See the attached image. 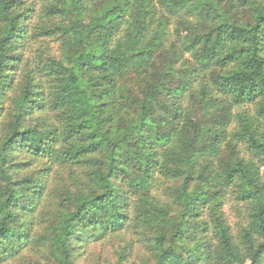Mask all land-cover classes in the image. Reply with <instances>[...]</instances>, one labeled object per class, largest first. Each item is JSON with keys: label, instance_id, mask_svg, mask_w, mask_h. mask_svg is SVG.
Listing matches in <instances>:
<instances>
[{"label": "trees", "instance_id": "trees-1", "mask_svg": "<svg viewBox=\"0 0 264 264\" xmlns=\"http://www.w3.org/2000/svg\"><path fill=\"white\" fill-rule=\"evenodd\" d=\"M0 264H264V0H0Z\"/></svg>", "mask_w": 264, "mask_h": 264}, {"label": "rangeland", "instance_id": "rangeland-1", "mask_svg": "<svg viewBox=\"0 0 264 264\" xmlns=\"http://www.w3.org/2000/svg\"><path fill=\"white\" fill-rule=\"evenodd\" d=\"M52 47L55 48V44H52ZM110 240V241H109ZM108 241L100 244V245H94L91 249L92 251V255L93 259H98L101 261L107 260V261H114L116 259V252L117 250H119V246L117 244H111V239H109ZM136 252H134V256L136 257V255L141 256L142 253H144V251L142 250V248H138L137 246H135L134 249ZM99 252H101V254H99ZM135 258H131L129 257L128 260L132 261Z\"/></svg>", "mask_w": 264, "mask_h": 264}]
</instances>
